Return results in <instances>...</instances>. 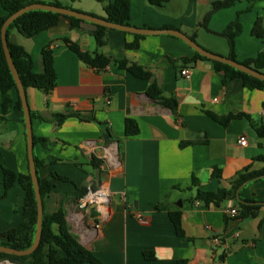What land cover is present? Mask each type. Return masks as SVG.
I'll list each match as a JSON object with an SVG mask.
<instances>
[{"label": "crops", "instance_id": "crops-1", "mask_svg": "<svg viewBox=\"0 0 264 264\" xmlns=\"http://www.w3.org/2000/svg\"><path fill=\"white\" fill-rule=\"evenodd\" d=\"M112 1L59 0L63 6L100 18L105 17L104 5ZM128 1L130 26L176 29L194 37L203 49L227 57V42L218 33L237 20L241 32L234 39L235 60L242 62L264 52V37L251 34L257 18L264 23V0H235L232 6L212 12L206 28L199 24L211 3L221 0H170L158 8L146 0ZM93 30L88 23L71 29L61 19L31 38L10 34V40L31 56L33 72L41 70L39 55L44 47L49 45L54 54L55 88L49 94L25 90L29 110L42 117L31 118L32 133L50 143L48 148L34 145V155L57 159L51 163V172L47 164L37 170V176L42 179L54 173L74 181L66 167L85 175L76 184H85L87 190L93 185V191L104 192L105 201L82 206L83 197L66 205V220L79 243L102 264H174L181 259L187 264H264V203L255 217L244 220L229 215L232 209L238 212L233 200H224L219 207L189 203L197 188L227 189L245 167L264 168V137L256 134L264 126V86L248 89L237 78L223 84V73L215 71L211 61L184 62L194 51L176 37L161 34L136 40L133 34L111 29L99 49L110 63L96 70L80 62L60 40L67 37L93 53ZM135 41L136 48L126 47ZM122 59L151 72L162 94L176 99V115L147 95L149 81L117 67L115 61ZM183 69L189 71L188 78L180 74ZM206 111L244 116L223 127ZM63 113L92 116L95 121L70 117L57 126L44 120ZM126 117L136 121L137 135L124 136ZM101 128L108 130V139L101 138ZM240 137L245 146L238 144ZM183 142L187 144L180 147ZM92 156L100 160L98 168L91 166ZM0 165L17 174L28 172L24 123L16 109L0 122ZM214 167L220 171L219 178L211 177ZM192 176L198 185L189 189ZM61 184L57 192L73 190L71 183ZM0 187L2 197L16 190L14 202L0 204L2 233L23 221L24 192L18 184L6 194L1 183ZM239 196L264 202V179L244 184ZM158 204L181 211L183 237L175 234L166 210L153 209ZM144 253L152 258H145Z\"/></svg>", "mask_w": 264, "mask_h": 264}, {"label": "trees", "instance_id": "trees-1", "mask_svg": "<svg viewBox=\"0 0 264 264\" xmlns=\"http://www.w3.org/2000/svg\"><path fill=\"white\" fill-rule=\"evenodd\" d=\"M102 1V0H98ZM148 4L153 7H162L170 0H146ZM235 0H221L211 3L210 11L204 16L202 23L199 26L206 28V22L212 12L230 7L234 4ZM49 4L58 7L63 6L59 0H53L51 3H45L40 0H0V8L3 11V15H0V30L4 20L16 12L17 10L33 4ZM77 11V10H76ZM80 12V11H79ZM105 17L103 19L123 26H130L129 20V1L128 0H113L104 5ZM90 15V14H89ZM61 19H66L71 29L77 28L80 24L85 23L79 19L62 16L56 13L32 10L28 11L17 19H15L8 27L6 31L7 46L13 61V64L17 70L20 81L26 90L27 88H34L44 94H49L55 88L56 75L53 66V50L47 45L44 47L39 55L41 62V70L39 72L32 71V59L29 53L19 44H16L10 40V34L16 32L24 38H31L39 32L48 30L56 26ZM92 25V24H90ZM94 30L92 36L95 41L96 51L93 53L83 51L80 46L71 41L67 37H63L60 40L64 46L73 53L76 58L88 67L96 70H103L110 63V58L102 55L99 49L102 48L107 42L106 32L107 28L102 26L92 25ZM164 28H169L165 26ZM241 32V27L237 20H234L226 26V28L218 33V35L225 38L227 46L229 48V55L227 58L235 60L234 53V39ZM251 34L256 37H264V23L260 18H257L251 28ZM136 40L142 39V35H133ZM190 39L194 41V37L190 36ZM137 41L133 44L127 45V48H136ZM195 59H204L211 61L215 71L223 73L222 83L226 84L232 79H240L242 84L248 89H261L264 86V82L256 78H253L239 70H236L229 65L209 60L200 56L194 52L191 59H184V62L194 61ZM241 63L247 67L259 71L262 73L264 69V52H259L255 58L245 59ZM117 67L126 71L131 76L149 81L146 93L159 105L169 109L173 115L177 113V101L174 97H165L162 94V90L157 82L154 80L153 75L146 68L137 65L136 63L129 62L126 59L115 61ZM14 93V96L13 94ZM16 109L21 114L22 109L20 101L17 95L16 87L12 75L8 69L5 56L2 49L0 38V122L6 120L7 114ZM213 121L219 125L225 127L236 118L244 116L243 114H228L218 116L211 112H205ZM31 118H40L39 113L30 111ZM74 117L81 122H93L94 117L81 116L73 113L55 114L48 119H44L48 122H53L55 125L60 126L67 118ZM139 132L137 123L134 119L126 117L124 119L123 133L124 136H135ZM101 138L108 139L110 137L108 130L105 128L100 129ZM258 137H264V126L261 125L256 129ZM41 144L43 147L48 148L49 140L47 138L35 137L33 135V145ZM187 143H181L180 147L185 146ZM56 158L47 156L46 159H38L34 155V162L36 170L56 162ZM91 166L98 168L100 160L94 156L91 157ZM220 171L214 167L211 171V177L219 178ZM264 168L260 170H250V167H245L237 173L234 179L229 183V188L219 187L214 191H202L196 189L195 195L189 199V203H199L203 206L219 207L224 200H233L238 206L236 219L244 220L255 217L261 204L264 202L255 201L253 199H240L248 204H242L237 201L235 193L240 186L263 180ZM71 183L73 190L65 192H57L56 187L61 183ZM0 183L3 186L4 194L11 189L15 184H18L24 192L23 198V221L14 228H11L5 232L0 233V244L15 249H25L30 246L33 240L36 222V203L34 199L33 187L29 173L17 174L14 171L5 168L0 165ZM39 191L43 205V217H42V232L40 243L36 250L27 256H15L0 253V261H7L12 264H102L90 250L84 248L78 240V237L71 232L70 226L66 220V205L70 202L75 203L79 199L83 198L87 193V186L85 184H76L66 176L51 173L47 177L40 179L38 177ZM198 181L192 176L191 186L197 187ZM91 189H95L91 186ZM54 194L59 195V200L56 206L50 211L46 210V202ZM251 203V204H250ZM254 203V204H253ZM154 210H166L167 216L173 224L175 234L178 237L184 236V231L181 226V211L171 210L164 204H158L153 207ZM225 252V251H224ZM224 254V253H223ZM222 254V255H223ZM145 258H152L150 253H144ZM224 256V255H223ZM222 256V257H223ZM174 264H187V260L181 259Z\"/></svg>", "mask_w": 264, "mask_h": 264}, {"label": "water", "instance_id": "water-1", "mask_svg": "<svg viewBox=\"0 0 264 264\" xmlns=\"http://www.w3.org/2000/svg\"><path fill=\"white\" fill-rule=\"evenodd\" d=\"M32 10H41V11H48L52 13H56L62 16L66 17H72L79 19L85 23L96 25V26H102L107 29L111 30H117L125 33H130L133 35H142V36H149V35H169L172 37H176L180 39L182 42H184L186 45H188L194 52L199 54L202 57H205L212 61H217L226 65H229L230 67L239 70L240 72H243L253 78H256L260 81L264 82V73H261L259 71H256L252 69L251 67H247L241 63H238L237 61L231 60L227 57H223L214 53H211L205 49H203L201 46H199L195 41L190 39L187 35L184 33L176 30V29H149V28H140L135 26H123L119 25L113 22H109L103 18L96 17L93 15H89L87 13L79 12L73 9H68L64 7H58L54 5L49 4H41V3H33L30 5H27L16 12L9 15L3 22L0 30V38H1V44L3 53L5 56V60L8 66V69L12 75V78L15 83L17 95L20 101L21 109H22V117H23V123H24V129H25V141H26V155H27V163H28V173L31 179V184L33 187V193H34V199L36 203V222H35V231L32 243L29 247L25 249H15L12 247L4 246L0 244V253L8 254V255H15V256H27L33 253L36 248L38 247L40 243L41 238V232H42V217H43V205H42V199L39 191V183H38V176H37V170L35 167L34 162V152H33V133H32V126H31V117H30V110L27 104L26 100V94L25 89L20 81V78L18 76L17 70L13 64V61L11 59L8 46H7V38H6V31L7 27L19 16L22 14L32 11ZM243 186V185H242ZM240 186V187H242ZM240 189V188H239ZM239 189L236 191L235 196L238 202L242 204H248L247 202H244L240 199L239 196ZM251 204V203H250ZM254 204V203H253ZM6 264H12L7 261H5Z\"/></svg>", "mask_w": 264, "mask_h": 264}, {"label": "rangeland", "instance_id": "rangeland-1", "mask_svg": "<svg viewBox=\"0 0 264 264\" xmlns=\"http://www.w3.org/2000/svg\"><path fill=\"white\" fill-rule=\"evenodd\" d=\"M48 166H49L48 168H50L49 171L51 172V164L48 165ZM64 169H65L68 173L71 174V178H72L74 181H78L80 177H82L81 180L84 179V178H86L85 175H84L83 173H81V172H77V171H75V172H73V171L69 172L68 169H67L66 167H64ZM94 180H95V179H94ZM60 187H62V188H66V187H68V185H66V184H61ZM91 191L94 192L93 190H91ZM87 193H88V191H87ZM87 193L85 194V196L87 195ZM2 194H3V190H2L1 187H0V204H1V203H11V202H14V200L16 199V190L11 191V192L8 194L7 197H2ZM58 200H59V195H58V194L53 195V196H52V199L50 198L49 202H48L47 205H46V210H47V211H50L52 208H54V206L57 205ZM51 201H52V202H51Z\"/></svg>", "mask_w": 264, "mask_h": 264}, {"label": "built area", "instance_id": "built-area-1", "mask_svg": "<svg viewBox=\"0 0 264 264\" xmlns=\"http://www.w3.org/2000/svg\"><path fill=\"white\" fill-rule=\"evenodd\" d=\"M180 74L184 77V78H188L189 77V71L187 70V69H183V70H181L180 71ZM245 143H246V141H245V139H244V137H240L239 139H238V144L240 145V146H245ZM99 193H101V191H94V192H92L90 189L88 190V193H87V195L86 196H84V198L82 199V201H81V205L82 206H86L87 204H93V203H95L96 201H94V200H88L87 199V196L88 195H99ZM229 215L231 216V217H234V216H236L237 215V212L235 211V210H230L229 211ZM208 228V227H207ZM215 241L218 243V239H215Z\"/></svg>", "mask_w": 264, "mask_h": 264}, {"label": "bare ground", "instance_id": "bare-ground-1", "mask_svg": "<svg viewBox=\"0 0 264 264\" xmlns=\"http://www.w3.org/2000/svg\"><path fill=\"white\" fill-rule=\"evenodd\" d=\"M88 200H94L96 202H101V201H105V197H104V192L99 193V195H88L87 196Z\"/></svg>", "mask_w": 264, "mask_h": 264}]
</instances>
